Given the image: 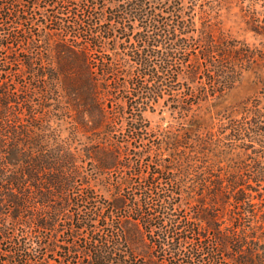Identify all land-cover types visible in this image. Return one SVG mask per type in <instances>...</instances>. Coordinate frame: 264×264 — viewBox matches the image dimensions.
<instances>
[{
	"label": "trees",
	"instance_id": "16d2710c",
	"mask_svg": "<svg viewBox=\"0 0 264 264\" xmlns=\"http://www.w3.org/2000/svg\"><path fill=\"white\" fill-rule=\"evenodd\" d=\"M255 1L0 0V264H264Z\"/></svg>",
	"mask_w": 264,
	"mask_h": 264
},
{
	"label": "rangeland",
	"instance_id": "374dc122",
	"mask_svg": "<svg viewBox=\"0 0 264 264\" xmlns=\"http://www.w3.org/2000/svg\"><path fill=\"white\" fill-rule=\"evenodd\" d=\"M5 3H6V0H5ZM243 7L244 9L240 10L236 5L233 6L232 12L230 14H225V10H223L224 17H225L224 18L225 27L229 29L230 32L237 38L245 39L246 41L250 43H255L259 46H263L264 48V37L262 35L256 34L253 30H250V28H248L245 22L246 17H247L245 16V13L248 14V11L246 10L247 5ZM254 7L262 11V14H260L259 19L264 21V0H256L254 2ZM13 49L16 52H19L17 46H14ZM14 51L9 50V49L6 50V48L2 49L0 50V56H1L0 58L4 57L5 60L6 59L9 60L12 57ZM161 102H163L162 99H161ZM145 115L148 119L151 120V123L153 125L161 124L163 127L167 126L168 123L170 122V119H172V117L169 115L167 111L162 112L160 115L158 114L157 110L155 111V113H151L150 111H148L146 112ZM112 178H115V177H112ZM186 201H187L186 204L183 205L184 212H181V213L186 214L187 216H190L194 212L193 208L196 204V201L193 198H190ZM0 225L4 227H8L7 231H9L10 233H12L13 231L15 232L17 231L16 229L13 228V226L10 223L6 222V220L4 219L0 221ZM222 225H225V223L223 222ZM4 239L5 237L3 238L0 237V259H2L5 256V255H1V252H3L4 248H6L7 246L6 241ZM155 259L158 263H160L162 260V257L159 255L158 257H155Z\"/></svg>",
	"mask_w": 264,
	"mask_h": 264
}]
</instances>
